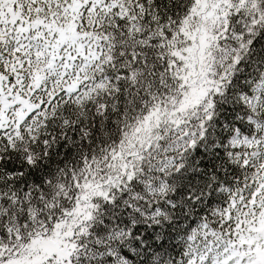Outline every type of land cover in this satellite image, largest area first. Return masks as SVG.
Returning a JSON list of instances; mask_svg holds the SVG:
<instances>
[{
	"label": "snow or ice",
	"instance_id": "1",
	"mask_svg": "<svg viewBox=\"0 0 264 264\" xmlns=\"http://www.w3.org/2000/svg\"><path fill=\"white\" fill-rule=\"evenodd\" d=\"M0 264H264V0H0Z\"/></svg>",
	"mask_w": 264,
	"mask_h": 264
}]
</instances>
